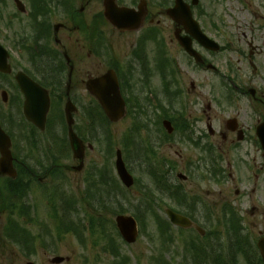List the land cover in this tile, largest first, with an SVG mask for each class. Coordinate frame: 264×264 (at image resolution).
Masks as SVG:
<instances>
[{
    "label": "flooded vegetation",
    "instance_id": "1",
    "mask_svg": "<svg viewBox=\"0 0 264 264\" xmlns=\"http://www.w3.org/2000/svg\"><path fill=\"white\" fill-rule=\"evenodd\" d=\"M24 2L30 13L33 12L39 19L38 28L20 29L9 24L10 27L5 32L0 29V42L10 52L18 49L17 58L11 55L12 66L19 65L18 70H23L41 84L48 91L51 100L56 101L55 105H60L58 100L71 99L74 102L77 106L74 130L81 140L83 151L81 158L74 155L69 127L65 128L63 125L61 107L51 108L44 131H31L30 126L24 128L17 124L3 126L9 135L19 139V144L12 143L17 174L15 177L0 174V193L19 192L24 203L21 207H43L40 198L46 189L51 188V180L56 179L51 176L50 170L60 167L64 171L68 170L70 174L75 173L72 185L81 195V191L87 188L91 172L100 171L98 165H95L97 161L92 157L93 141L99 138L105 141L109 131L107 124L92 127L91 117L93 118L95 112H100L94 103L97 99L94 94L101 92L103 88L96 85L88 88V82L110 71L117 76L120 94L126 101L127 117L129 113L136 115L142 112L151 116L153 121L156 118L162 122L168 119L171 122L168 128L170 150L173 145H184L190 151L191 155L182 160L185 174L179 172L178 163L172 156L168 159L169 207H182L188 211L187 213L183 210L186 213L184 215L192 220L198 216L202 223L214 224L221 212L220 208L215 207L221 205L209 197L215 196L213 188L221 185V179H234L237 174L234 175L233 170L236 167V172L243 169L246 174L253 173L256 181L260 180V173L264 168V151L256 130L264 119V89L250 87L241 75L236 74V68L232 67L229 71L234 76H226L230 93L219 94L217 97L210 90L212 98L205 108L204 84L201 80L188 81L189 76L204 71L220 75L218 69L211 70L208 66L213 64V56L232 50V45L223 41L224 44L221 43L220 37L223 36L213 37L208 32L220 43V52L207 50L194 40V46L203 54L205 60L204 63L196 64L173 37L176 27L160 28L156 0ZM5 3L7 5V1ZM8 3L12 7L13 1ZM117 8L136 9L141 15L139 19L134 15L136 13L122 15L116 11ZM109 14L122 29L117 28L108 18ZM232 39L238 41L236 37ZM244 45V48L237 47L238 51L245 56L244 52L249 50L248 56L251 60L256 49L250 41H245ZM160 47L162 56L159 55ZM249 66L255 67L251 61ZM13 79L15 80V76ZM217 124L220 126L217 127ZM128 128L134 130L135 125L130 122ZM155 130L156 137H163L158 128ZM44 133H47L48 140L44 139ZM120 138L123 139L122 133ZM46 141L49 142L48 147ZM56 145L71 153V163H59V159L53 155L52 148H56ZM231 153L234 165L228 161ZM174 154L180 157L175 150ZM252 155L259 157L262 164L260 167L256 162L252 165ZM194 156L195 159H190ZM256 160L257 157L252 161ZM104 161L105 158L101 162V168L105 169ZM205 188L208 189L204 190ZM258 188L255 186L250 191L256 192ZM196 199L211 207V210L206 214H197L191 208L195 207L193 203L196 204ZM80 205L83 207V203ZM233 205L240 207L236 200ZM0 207L6 205L0 204ZM194 226L191 228H195ZM199 232L201 238L209 235L205 228ZM212 234L215 235L214 231ZM210 246L211 244L208 249H212L214 253L216 245L212 248Z\"/></svg>",
    "mask_w": 264,
    "mask_h": 264
},
{
    "label": "rangeland",
    "instance_id": "2",
    "mask_svg": "<svg viewBox=\"0 0 264 264\" xmlns=\"http://www.w3.org/2000/svg\"><path fill=\"white\" fill-rule=\"evenodd\" d=\"M6 1L8 3L9 0ZM5 2H3L1 6L4 8V16L6 18L3 16L0 19V29H2V31L4 32L7 27H10L7 18L9 19L11 9L13 10V7H11L9 3L8 7H5ZM98 6L100 7L99 3ZM199 7L200 11L197 10L196 15L205 30L210 32V34L214 37L215 35L223 36L220 37L222 44H224L223 42H225L232 45V50H227L213 56V64L216 65L220 72L222 74H225V76L228 74H230V76L233 75L229 71V67L230 64H234L236 67V74L241 75L244 82L249 84L252 88L264 89V0H200ZM92 8H94V6ZM157 13V19L161 20L160 28L162 27L164 29H168V27H174L173 22L168 18L164 11L157 9ZM12 27L22 29L23 22L21 21V19H15L13 21ZM4 32L2 33L4 34ZM233 37H236L238 41L235 42V39H232ZM245 41H250L256 49L251 60L248 56L249 50H246L244 52L246 53V55L242 56L238 51L239 49L237 48H244ZM13 53L15 55H18V49H14ZM179 59L181 60L182 57L180 56ZM250 61L255 65V70L252 66H249ZM190 79H194L195 81L201 80L202 83L206 86L204 91L206 96L205 108L212 98V95L209 94L210 90L217 97L219 94L222 95L226 93L224 90L225 88L222 87V83L220 81L222 77L218 78L213 73H198V75H192ZM0 84V118L5 122H9L8 119L2 117V115L5 114L8 118H13L15 121H13V123H16L17 125L20 123H24L20 103L18 102V100H13L11 97L14 92L11 79L0 77ZM4 89L8 91L9 95L7 102H4L1 97V92ZM141 115L142 124H148L151 122V116L142 112ZM139 120L141 122L140 117ZM152 122V135L154 137L153 139H155L157 136V134L155 133V128H158L156 124L158 123L157 118ZM100 123L101 122L98 120V125H100ZM129 124L130 120L126 118L123 121H120L118 124L112 125L111 130L112 132H114V136L116 138L120 137V134H123L126 131V129L129 127ZM219 126L220 124H217V127ZM18 133H20V131ZM143 135L146 136V134ZM43 137L45 140H48L47 136ZM158 138L162 139V137ZM158 143H156L155 145L152 144L153 146H150L151 152H154V150H156V152H159L156 156H151L150 158L148 157L149 154L147 153L146 146L137 141L133 142L131 152H128V158L130 159L129 165L136 178L140 179L139 184L136 188L132 189L130 192H125L124 198L120 197V200L122 201L124 206L130 210V212L127 213L129 215L135 213L144 215L145 200H141L138 197L143 184L149 183L150 186L148 188H150L153 193L155 191L149 175L145 172V168L151 166V164H157L158 168L153 169L157 170L158 174H161L163 172V166L159 164V160H168L170 159L169 157L172 156L178 163L179 172H182L184 174L186 172V170L182 169V160L187 159L191 155L188 148L184 145H173V149L170 150V148L168 147V142L161 146H159L160 144ZM102 149H104L102 145H96L94 147V150L92 151V157L94 159L100 158L102 153H104ZM174 150L181 158H178L174 154ZM53 155L54 157L59 159L60 163H71L72 158L70 156V153L68 152L67 156V154L63 152L62 148L58 145H56V149L54 148ZM255 157H257V160L252 161ZM190 159H195V156ZM228 161L232 162V164L234 165L235 162L232 153L229 155ZM250 161L252 165L254 162H256L259 167L262 165L257 155H252L250 157ZM114 163L115 156L110 166L112 170H115ZM166 169L168 170V164ZM238 169L240 168L238 167ZM233 171L234 175L237 174L236 177L229 182L225 181L224 183H221L219 187H214L213 190L215 196L209 197V199H215L220 203V205H222L225 200L230 201L233 198L235 199L236 190L240 189L242 191V195L239 197L237 195L239 200L237 202L240 203V207L236 208L241 211L243 225L246 233L248 234V236H250L252 242H257L262 236H264V168L260 173L261 175L259 181H256L254 179L253 173L246 174L243 169L242 171L236 172V167H234ZM194 172V177H196L197 169H195ZM68 175L70 176H68L69 179L66 178V180L64 181L61 179V177L59 178V176L54 175L56 179L51 180V182L49 183L50 187L54 188L57 193L61 190L71 194L73 191V188H71V180H73V178L75 177V173L72 172L70 174V172H68ZM240 175H242L243 177H241ZM77 177H80V175H78ZM49 181L50 180H48V182ZM242 181L249 182L250 188H253L255 186L259 187L257 192L253 193L249 199L243 198L242 183H240ZM207 189L208 188H205L204 190ZM245 191L248 193L247 190ZM64 195V199L69 196V194ZM153 198L160 203V206L157 207L158 211H156L153 216L145 212L146 216L142 217L146 230L151 232L155 231V222L166 219L167 216L165 210L169 204L168 198H164V202H160V200L156 197V192ZM64 199L63 196H61V205L63 204ZM204 200L207 199L204 198ZM194 202L200 206L197 207V205L193 203L195 207H191L197 214H206L208 210H211V207L203 205L202 202L200 203L199 199L194 200ZM41 205L43 207H38L39 210L37 211V213L31 211L34 212L32 213V217L34 219H37L38 225H26L28 230L33 235H37L39 237L36 242L29 245L32 251L31 255H27L26 251L23 252L22 249H20V247L15 243H2V230L6 218L5 214L2 215V218H0V264H27V262L29 261H32L36 264H55L51 262V259L56 255L70 258L68 261H64L61 264H110L112 262L111 258H108V256H105L101 253L100 246L95 245L91 237H87L86 246L80 245L75 237L69 234H65L64 237L57 239L55 230L53 228L55 226V223L53 225V219H51L50 217L52 211L50 207L46 206V199L41 202ZM248 205L249 207H247ZM115 206L119 205L115 203ZM248 209L249 211H247ZM82 210L83 209L79 210L81 211L80 217H83L82 214L84 212L82 213ZM105 213L107 218L111 217V212L106 211ZM74 214L75 212L71 214V218ZM156 217H159V221L156 220ZM214 224L216 225L214 226V233L219 235V233L226 232L225 228L221 226V222L219 219H217ZM237 225L240 226L238 222ZM192 235V233L184 232L181 233V236L179 238V236L176 234V236H174V243H171V247L173 249L172 252H176L178 256L182 257L183 253H186L184 250V247L186 246L184 240H187L189 242ZM182 237L184 238V240ZM158 243L160 242L158 241L156 243H151L150 240H148V238L143 235L139 237V239L134 244L127 245L126 243H122V250L127 256L130 257V261L132 264H159L160 262L158 260L151 259V254H154L159 249ZM204 243L218 245L217 243H219V239L214 237L213 239L205 240ZM229 254L230 251H224L222 257L227 259ZM178 256H174L171 259L173 261L167 260L165 256L162 257L160 255H158L157 258L159 257L160 260L168 261L172 264H178V261L180 260ZM216 257H218V255H216ZM251 260L252 263L255 264L256 259ZM240 264H243V262H240ZM256 264L259 263L257 262Z\"/></svg>",
    "mask_w": 264,
    "mask_h": 264
},
{
    "label": "water",
    "instance_id": "3",
    "mask_svg": "<svg viewBox=\"0 0 264 264\" xmlns=\"http://www.w3.org/2000/svg\"><path fill=\"white\" fill-rule=\"evenodd\" d=\"M177 4L174 8L169 9L168 13L171 15V17L178 21L179 23H183L186 28L193 34L195 37H197L201 43L205 44L208 47H211L213 49H218L219 47L214 45V42H211L200 30L197 22L193 19L191 11L189 7L183 2V0H177ZM196 2V1H195ZM181 43L185 46V48L192 54H195V51L191 47L190 41H187V39L181 38ZM7 56L5 54V50L0 45V70L9 72L10 68L7 65ZM18 82L20 84V87L22 91L24 92L26 96V102L24 106V113L26 117L34 122L36 125H38L41 128H44L46 115L49 110L50 101L47 96L46 91L41 88L37 83L30 80L27 76L20 73L17 75ZM101 102L103 103L104 107L106 108L109 116L113 119H118V110L114 107V102L102 98ZM72 108L70 104L67 106V113L69 117L70 123H72V118L70 116ZM261 139L263 141L264 145V128L261 129ZM71 136V142L73 145V148L76 150L79 145V140L77 136L74 134L73 131L70 132ZM0 150L2 153V159L0 161L1 169L4 172H8L9 169L8 165L12 161L11 160V152H10V141L7 138V136L4 134L0 127ZM76 153L78 154V151L76 150ZM118 169L119 173L122 176L123 180L127 185H131V177L129 176L124 163L121 159L118 161ZM168 214L171 217V220L176 224L185 225V218L182 216L175 214L171 211L168 212ZM118 224L122 231V233L125 235V237L130 240L134 241L136 236V223L132 218L120 216L118 218ZM259 247L262 251V255L264 258V239H262L259 242Z\"/></svg>",
    "mask_w": 264,
    "mask_h": 264
},
{
    "label": "trees",
    "instance_id": "4",
    "mask_svg": "<svg viewBox=\"0 0 264 264\" xmlns=\"http://www.w3.org/2000/svg\"><path fill=\"white\" fill-rule=\"evenodd\" d=\"M167 186H168V183H167V184L165 183V186H164L165 189H166ZM165 189H164V190H165ZM163 224H164V223H163ZM159 229L161 230V233H162V232H163V225H162V223L159 225ZM124 264H127V262H124Z\"/></svg>",
    "mask_w": 264,
    "mask_h": 264
}]
</instances>
